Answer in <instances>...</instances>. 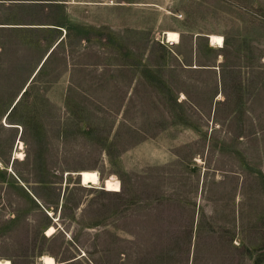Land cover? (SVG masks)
<instances>
[{"label": "rangeland", "instance_id": "obj_1", "mask_svg": "<svg viewBox=\"0 0 264 264\" xmlns=\"http://www.w3.org/2000/svg\"><path fill=\"white\" fill-rule=\"evenodd\" d=\"M42 255L264 264V0H0V259Z\"/></svg>", "mask_w": 264, "mask_h": 264}, {"label": "bare ground", "instance_id": "obj_2", "mask_svg": "<svg viewBox=\"0 0 264 264\" xmlns=\"http://www.w3.org/2000/svg\"><path fill=\"white\" fill-rule=\"evenodd\" d=\"M165 36L168 42L174 44L179 43V35L176 32L167 31L165 32ZM208 39H209V44L215 48H222L224 45L223 38L219 36V34L218 35L210 34L208 35ZM21 155H22L21 153H16L17 158L18 157L20 158ZM76 174L79 176V180L82 185H95L98 184L100 181L99 175L96 171L84 170ZM54 233H55V228L52 227L48 231V236L53 235ZM40 260L43 262V264H56V261L53 259V257L48 255L41 256ZM0 264H11V263L10 261L4 259V260H0Z\"/></svg>", "mask_w": 264, "mask_h": 264}, {"label": "trees", "instance_id": "obj_3", "mask_svg": "<svg viewBox=\"0 0 264 264\" xmlns=\"http://www.w3.org/2000/svg\"><path fill=\"white\" fill-rule=\"evenodd\" d=\"M48 25L57 26V25H54V24H48ZM26 92H27V89H25L23 92H21L22 94H21L20 99L23 97V95H24ZM20 99H19V100H20ZM17 102H18V101H17ZM17 102H16V104H17ZM16 104H14V106L11 108L10 112L7 114V117H9V115L11 114V112H12V110L14 109V107L16 106Z\"/></svg>", "mask_w": 264, "mask_h": 264}, {"label": "crops", "instance_id": "obj_4", "mask_svg": "<svg viewBox=\"0 0 264 264\" xmlns=\"http://www.w3.org/2000/svg\"><path fill=\"white\" fill-rule=\"evenodd\" d=\"M167 32V31H166ZM164 36H165V33H164ZM165 38H166V36H165ZM207 38H208V36H207ZM167 39V38H166ZM209 40V39H208ZM168 42V41H167ZM168 43H171V42H168ZM172 45H174V43H171ZM178 44V43H177ZM43 64V62L40 64V66ZM39 66V67H40ZM37 72V71H36ZM43 256V255H42ZM49 256V255H48ZM41 258V257H40ZM1 260V259H0ZM7 260V259H6ZM9 261V260H8ZM11 263V262H10ZM12 264V263H11Z\"/></svg>", "mask_w": 264, "mask_h": 264}, {"label": "water", "instance_id": "obj_5", "mask_svg": "<svg viewBox=\"0 0 264 264\" xmlns=\"http://www.w3.org/2000/svg\"><path fill=\"white\" fill-rule=\"evenodd\" d=\"M17 101H18V100H17ZM15 103H16V102H15ZM15 103H14V104H15ZM14 104H13V106H14ZM9 111H10V110H9ZM8 113H9V112H8Z\"/></svg>", "mask_w": 264, "mask_h": 264}]
</instances>
